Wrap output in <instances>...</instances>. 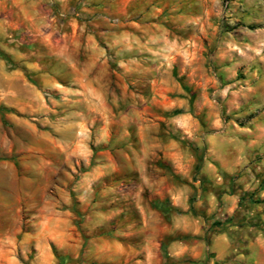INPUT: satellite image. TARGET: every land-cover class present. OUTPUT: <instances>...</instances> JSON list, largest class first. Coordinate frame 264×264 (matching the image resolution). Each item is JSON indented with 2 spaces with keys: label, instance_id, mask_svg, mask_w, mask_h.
<instances>
[{
  "label": "rangeland",
  "instance_id": "374dc122",
  "mask_svg": "<svg viewBox=\"0 0 264 264\" xmlns=\"http://www.w3.org/2000/svg\"><path fill=\"white\" fill-rule=\"evenodd\" d=\"M257 126L264 0H0V264H135L140 208L228 191L209 140ZM156 225L147 264H181Z\"/></svg>",
  "mask_w": 264,
  "mask_h": 264
},
{
  "label": "crops",
  "instance_id": "0c3cea01",
  "mask_svg": "<svg viewBox=\"0 0 264 264\" xmlns=\"http://www.w3.org/2000/svg\"><path fill=\"white\" fill-rule=\"evenodd\" d=\"M234 131V135L218 145L214 137L209 140L207 152L213 162H209L202 168L201 176L208 182L221 183L225 175L233 176L244 173L238 178V182L243 185L244 191L254 194L255 199L263 201L262 204H251L250 207L252 214H260L264 222V183L248 174L251 165H255L259 172L264 170V126H257L253 129L240 127ZM167 164L182 180L190 179L193 170L192 163L185 165L172 161ZM170 192L171 195L161 197L169 203L167 216L156 208L149 210L140 208L139 234L142 238L138 243H128V248L125 249L126 262L148 263L147 256L152 246L149 245L146 231L150 217L157 223L156 228L162 236L182 232L194 237V241H173L167 246L166 258L174 262L195 264L198 261L206 264H225L226 260H230L229 264H264V234L262 232L253 229L243 231L240 237L246 244L241 247L238 246L237 240H233L228 234L216 233L208 243L203 239L207 230L205 217H211L219 210L227 216H233L239 210L240 195L226 193L218 198L216 195L207 194L198 195L192 200V195H180L186 192L180 186H175ZM165 217H169V222L161 225ZM161 246L157 244L151 252L157 256L159 251L162 252ZM165 260L163 259V262H166ZM159 261L161 262L162 259Z\"/></svg>",
  "mask_w": 264,
  "mask_h": 264
},
{
  "label": "trees",
  "instance_id": "16d2710c",
  "mask_svg": "<svg viewBox=\"0 0 264 264\" xmlns=\"http://www.w3.org/2000/svg\"><path fill=\"white\" fill-rule=\"evenodd\" d=\"M199 171V167H197V172ZM254 176L256 179L264 183V170L260 172H256L255 168L253 169ZM238 176H230L225 175L230 182V186L228 191L224 189L220 192L216 193V196L220 198L223 194H230V195H240L241 202L239 210L233 216L224 215V217L217 218L215 216L210 217L209 219L205 218L206 222H209V227L206 230L204 240L208 243L211 240L212 234L215 232L228 234L230 238L233 240H237L238 246L241 247L245 245L246 242L240 237L242 232L247 229H253L264 234V222L261 220L260 214H252L251 204H262L263 201L255 199V195L244 191L243 187L237 185L235 180ZM155 208L160 210L165 216L169 214V203L167 201H157L155 202ZM192 211V207H191ZM196 239H200L199 237H195ZM249 238H253L249 236ZM178 240L174 239L173 241ZM227 260L226 262H229ZM199 264H206L200 262Z\"/></svg>",
  "mask_w": 264,
  "mask_h": 264
}]
</instances>
